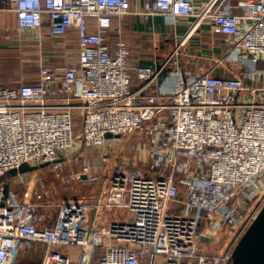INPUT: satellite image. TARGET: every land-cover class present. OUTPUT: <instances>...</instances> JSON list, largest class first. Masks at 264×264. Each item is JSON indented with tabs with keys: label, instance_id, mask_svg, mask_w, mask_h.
Segmentation results:
<instances>
[{
	"label": "built area",
	"instance_id": "1",
	"mask_svg": "<svg viewBox=\"0 0 264 264\" xmlns=\"http://www.w3.org/2000/svg\"><path fill=\"white\" fill-rule=\"evenodd\" d=\"M1 1L18 30L73 32L78 53L64 67L41 65L37 83L0 88V176L43 165L64 185L95 183L87 166L59 173L81 149L101 150L106 169L94 197L71 201L50 197L42 169L28 173L22 190L26 174L0 181V264H16L32 246L42 248L40 264H230L264 205V0H240L239 15L221 10L226 0L198 12L192 0H152L151 14L192 22L147 67L130 64L120 37L128 0ZM204 22L226 38L218 64L248 61L244 77L217 75L215 66L184 75L181 50ZM165 73L173 79L167 95L158 89ZM116 136L122 145L143 140L128 151H148L161 175L121 164V153L107 149Z\"/></svg>",
	"mask_w": 264,
	"mask_h": 264
},
{
	"label": "crops",
	"instance_id": "2",
	"mask_svg": "<svg viewBox=\"0 0 264 264\" xmlns=\"http://www.w3.org/2000/svg\"><path fill=\"white\" fill-rule=\"evenodd\" d=\"M196 11H200L208 2V0H192ZM240 0H226V5L221 7L224 13L239 15L240 10L236 8ZM152 0H128L129 15L122 18L120 21V37L127 44L130 51V64L140 66H153L154 61L161 62L167 57L175 47L177 40L184 36L192 20L177 19L170 17L153 15L150 13V5ZM5 2H0V88H12L19 84H33L38 82L39 67L41 65L54 70L59 67H64L73 64L78 53L76 37L73 32L63 37H51L47 34L46 26L41 30H18L16 27L15 16L12 12H7ZM91 30H94V23H90ZM208 22H204L198 30L186 41L181 50L180 65L186 77H196L210 70L213 66L216 67L215 73L220 76H234L240 74L244 77L245 71L248 68V61H244L241 68L232 58H228L226 62L220 63V60L225 54L224 36L214 35L210 30ZM117 40V34L110 33L108 38L109 45L113 46ZM219 65V66H218ZM173 87V79L169 73L161 76L158 82V89L165 95L169 94ZM110 143L109 151H115L120 154V163L123 164V158L128 154L129 144H138L142 147L143 140L133 139L122 145L123 140L116 138ZM121 144V146H120ZM126 146V148H125ZM114 148V149H112ZM100 152L97 158H88L87 166L92 174H95L99 181L90 182H73L69 185H64L62 179L56 178L54 182L69 189L66 195H57L55 189L48 185L46 181L40 178L41 185L44 189L50 191V197L57 201H71L84 199L85 197H94L99 191V183L101 181V172L103 169L100 166ZM74 153H78L74 152ZM74 153H71L74 154ZM123 153V154H122ZM124 153H126L124 155ZM132 161L139 155L143 161L133 164L132 168L144 171L148 175H161L159 170L162 169L155 164L154 158L146 150L131 152ZM91 158V160H90ZM98 160V162L96 161ZM126 160V159H124ZM98 164V165H97ZM83 166V167H84ZM131 167V163L128 164ZM64 167V166H63ZM63 167L59 169L61 176L66 178L70 173L79 174L81 169L77 171L71 170L64 173ZM37 172V171H36ZM35 173V172H34ZM38 177L41 171L37 172ZM25 175V174H24ZM37 177V176H36ZM30 176L26 174L22 178L23 188ZM72 186V187H71ZM41 187L38 186L37 190ZM60 196L61 199L59 197ZM40 246H32L28 250L21 251L16 260V264H40L42 256V248ZM67 252V250H66ZM76 262L77 251L75 249L67 252ZM40 256V257H39Z\"/></svg>",
	"mask_w": 264,
	"mask_h": 264
},
{
	"label": "water",
	"instance_id": "3",
	"mask_svg": "<svg viewBox=\"0 0 264 264\" xmlns=\"http://www.w3.org/2000/svg\"><path fill=\"white\" fill-rule=\"evenodd\" d=\"M110 137L109 134L106 135V138ZM42 168L43 165L22 164L0 176V181L36 172ZM230 264H264V205L234 247Z\"/></svg>",
	"mask_w": 264,
	"mask_h": 264
},
{
	"label": "rangeland",
	"instance_id": "4",
	"mask_svg": "<svg viewBox=\"0 0 264 264\" xmlns=\"http://www.w3.org/2000/svg\"><path fill=\"white\" fill-rule=\"evenodd\" d=\"M120 146H121V144H120ZM125 148H126V146H125ZM98 153H99V150H96V149H90V150L89 149H84V150L81 149L80 152L74 153V154H72V155L69 156V163H67L66 165H64L63 172L64 173H67V172H70L71 170L77 171L78 169H81L86 164V162H88V158H87L88 156L91 157L92 159H94V158H97ZM125 154L126 153H124V155ZM130 154H132V153L130 151H128L127 156L123 158V161L125 163H128V164L131 163V167L133 166V164H137V166H139V164H143V163H139L140 161L141 162L143 161V158L142 157H140L139 155H137L136 156L137 158H135V160L132 161L133 159H131V158H132V156L134 157V155H132L130 157ZM91 158H90V160H91ZM124 159H126V160H124ZM96 161L98 162V160H96ZM103 168H105V167H103ZM100 170H103V169H100ZM111 172H113V170L112 171H106V175L109 176V173H111ZM53 175H55V172H53V171H51L49 169L48 170L42 169L41 170V174L39 176H41L40 177L41 179L44 178V180L46 181V183L48 185H50V186L53 185V187H54L55 192H56L57 195H60V196L62 194L66 195V192L69 191V189L64 188L60 184V182H58V184L55 183L54 182V176ZM101 178H103V173L102 172H101ZM105 178H106V176H105ZM19 186H22V185H19ZM20 190H22V188H20ZM60 196H57V197H59L61 199ZM40 248H38V251H40Z\"/></svg>",
	"mask_w": 264,
	"mask_h": 264
}]
</instances>
